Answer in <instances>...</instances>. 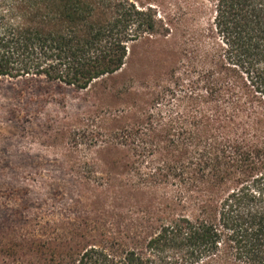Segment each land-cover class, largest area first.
I'll list each match as a JSON object with an SVG mask.
<instances>
[{"label":"trees","instance_id":"obj_1","mask_svg":"<svg viewBox=\"0 0 264 264\" xmlns=\"http://www.w3.org/2000/svg\"><path fill=\"white\" fill-rule=\"evenodd\" d=\"M171 40L112 135L116 222L21 233L0 264H264V0H0V78L25 87L86 91Z\"/></svg>","mask_w":264,"mask_h":264},{"label":"rangeland","instance_id":"obj_2","mask_svg":"<svg viewBox=\"0 0 264 264\" xmlns=\"http://www.w3.org/2000/svg\"><path fill=\"white\" fill-rule=\"evenodd\" d=\"M173 42L136 43L123 71L86 91L0 78V250L33 229L83 226L85 218L84 226L116 222L118 194L108 188L128 177L112 135L131 121L125 110L147 74L174 63Z\"/></svg>","mask_w":264,"mask_h":264}]
</instances>
